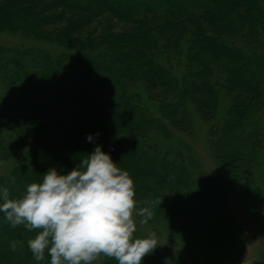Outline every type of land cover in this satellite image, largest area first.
Here are the masks:
<instances>
[{"label":"trees","instance_id":"trees-1","mask_svg":"<svg viewBox=\"0 0 264 264\" xmlns=\"http://www.w3.org/2000/svg\"><path fill=\"white\" fill-rule=\"evenodd\" d=\"M0 33L31 44L0 45V164L12 163L0 187L10 198L52 168L71 171L99 132L139 209L152 210L147 224L187 229L203 171L188 148L159 141L192 136L196 118L222 170L241 177L259 167L264 0H0ZM139 89L156 115L134 100ZM40 231L0 213V264H38L28 241ZM50 262L46 249L39 264ZM142 264L173 262L155 248Z\"/></svg>","mask_w":264,"mask_h":264},{"label":"clouds","instance_id":"clouds-1","mask_svg":"<svg viewBox=\"0 0 264 264\" xmlns=\"http://www.w3.org/2000/svg\"><path fill=\"white\" fill-rule=\"evenodd\" d=\"M99 135H87L94 150L76 167L66 174L50 169L42 182L26 187L22 198L12 199L9 189L0 187V213L10 225L41 229L28 241L38 264L46 249L50 264H92L100 254L118 264H142L157 246L154 232L134 237V181L96 143ZM136 215L147 224L153 212L145 207Z\"/></svg>","mask_w":264,"mask_h":264},{"label":"rangeland","instance_id":"rangeland-1","mask_svg":"<svg viewBox=\"0 0 264 264\" xmlns=\"http://www.w3.org/2000/svg\"><path fill=\"white\" fill-rule=\"evenodd\" d=\"M26 44L19 38L0 33V45ZM183 69L175 70L182 73ZM134 100L145 102L156 115V107L147 101L142 89L134 90ZM208 126L197 120L194 134L178 133L161 145L185 146L200 162L202 174L194 183L190 205L192 223L187 229L171 233L167 225L141 224L136 211L133 219L142 237L156 233L157 246L173 264H261L264 251V152L255 171L234 177L222 170L208 144ZM12 163L0 164V175L9 172ZM92 264H103L99 255Z\"/></svg>","mask_w":264,"mask_h":264}]
</instances>
